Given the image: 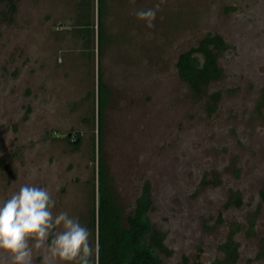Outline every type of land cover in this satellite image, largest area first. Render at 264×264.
<instances>
[{
	"label": "rangeland",
	"instance_id": "1",
	"mask_svg": "<svg viewBox=\"0 0 264 264\" xmlns=\"http://www.w3.org/2000/svg\"><path fill=\"white\" fill-rule=\"evenodd\" d=\"M84 1L15 0L10 15L0 0V201L24 184L47 187L95 245L99 150L123 217L149 182L148 216L170 251L163 264L222 259L234 225L235 264H264V0H104L100 53L97 0ZM157 5L149 29L134 13ZM207 34L229 46L208 86L220 94L210 112L176 70ZM99 74L110 93L101 141ZM230 193L241 208L226 207Z\"/></svg>",
	"mask_w": 264,
	"mask_h": 264
},
{
	"label": "trees",
	"instance_id": "2",
	"mask_svg": "<svg viewBox=\"0 0 264 264\" xmlns=\"http://www.w3.org/2000/svg\"><path fill=\"white\" fill-rule=\"evenodd\" d=\"M1 1L6 2L10 15L15 14V0ZM84 2L87 4V1L80 0V8L81 4H85ZM103 5L104 0H97L99 21L97 46L99 53L103 39L101 23ZM88 24L90 23L87 21L82 25V29L87 35L90 32V25ZM228 48L229 46L225 44L221 36L207 34L199 41L197 47L181 53L177 59L176 70L179 79L189 87L194 100L208 99L207 108L209 112L215 109L220 94H209L208 86L222 78L223 71L218 65V58ZM200 57L201 59H199ZM109 94V90L99 74L97 83V133L99 141L102 137L103 115L108 105ZM261 101L264 105V90ZM72 135L69 133L62 139L72 148H77L81 138L75 134L73 135L75 141H71ZM97 154V179L96 185L93 183L92 189L93 202H96V205L92 209L89 222L92 232L96 233V241L98 240L99 243V264H163V255L169 254L170 251L164 244L166 233L156 228L148 216L153 205L149 182L143 183L129 215L123 217L108 183L102 153L98 150ZM261 196L264 198V193ZM241 206L240 194L230 193L226 207L239 209ZM220 223H222V219L219 217L216 225ZM213 228L209 227L210 230ZM239 228L237 225L232 226V233L220 245L219 250L223 253V258L209 264H235L237 262L239 246L232 238ZM181 264H188L186 257L182 258Z\"/></svg>",
	"mask_w": 264,
	"mask_h": 264
},
{
	"label": "clouds",
	"instance_id": "3",
	"mask_svg": "<svg viewBox=\"0 0 264 264\" xmlns=\"http://www.w3.org/2000/svg\"><path fill=\"white\" fill-rule=\"evenodd\" d=\"M159 11L141 9L136 18L153 29ZM51 190L24 184L0 201V264H99V243L77 216L56 210Z\"/></svg>",
	"mask_w": 264,
	"mask_h": 264
},
{
	"label": "built area",
	"instance_id": "4",
	"mask_svg": "<svg viewBox=\"0 0 264 264\" xmlns=\"http://www.w3.org/2000/svg\"><path fill=\"white\" fill-rule=\"evenodd\" d=\"M71 141H75V138L73 137V135H72V137H71Z\"/></svg>",
	"mask_w": 264,
	"mask_h": 264
}]
</instances>
